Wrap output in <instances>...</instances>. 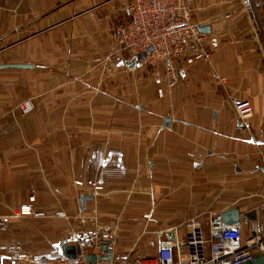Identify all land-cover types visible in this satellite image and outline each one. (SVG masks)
<instances>
[{
	"label": "crops",
	"instance_id": "0c3cea01",
	"mask_svg": "<svg viewBox=\"0 0 264 264\" xmlns=\"http://www.w3.org/2000/svg\"><path fill=\"white\" fill-rule=\"evenodd\" d=\"M127 3L0 0V64H32L0 68V247L60 253L86 225L59 211L113 228L116 256L153 255L157 231L183 239L187 220L231 208L243 239L264 237V7L193 0L219 46L158 97L117 42ZM240 99L252 114L238 130ZM30 195L46 216L17 214Z\"/></svg>",
	"mask_w": 264,
	"mask_h": 264
},
{
	"label": "built area",
	"instance_id": "2783aa9c",
	"mask_svg": "<svg viewBox=\"0 0 264 264\" xmlns=\"http://www.w3.org/2000/svg\"><path fill=\"white\" fill-rule=\"evenodd\" d=\"M253 9L256 5L264 7V0H249ZM127 20L117 33L118 44L132 55H140L148 48L145 58L139 65L154 67V82L158 97L164 95V86L177 79L178 72L186 65L196 62H208L218 48L220 40L210 32H203L205 25L194 20L193 0H128ZM20 109L26 113L32 109L30 100H24ZM234 110L241 130L245 120L252 114V105L248 99L234 103ZM82 185L81 181H75ZM101 190V186H94ZM34 195L28 197V203L22 204L17 211L21 216L44 217V212L32 207ZM70 219L64 211L55 213ZM84 228L74 229L66 242L80 248V256L74 259L63 254L56 257L29 252L17 242L0 247V264H240L264 252V237L255 229L253 235L242 238L238 224H223L219 213L210 214L207 219L194 217L185 222L187 233L183 239L178 237L177 228L157 231L159 240L153 255L124 254L111 259L87 261L85 255L93 253L103 255L102 243L114 242L113 228L97 224L87 225L89 219L75 215ZM144 218H149L145 214ZM93 217H91V221ZM164 236V237H163ZM70 242V243H69Z\"/></svg>",
	"mask_w": 264,
	"mask_h": 264
},
{
	"label": "water",
	"instance_id": "95a60500",
	"mask_svg": "<svg viewBox=\"0 0 264 264\" xmlns=\"http://www.w3.org/2000/svg\"><path fill=\"white\" fill-rule=\"evenodd\" d=\"M203 32H208L210 30V27L204 26L201 29ZM151 48H148L144 53L139 55L140 60H143L145 58L146 53L150 52ZM27 67H32V64L29 63H1L0 68H27ZM91 195H82L80 197L81 204L84 206L85 201L87 199H90ZM222 223L223 224H239L240 222V215L239 211L237 208H231L227 209L223 212L220 213ZM108 241H104L102 243V253L103 255L96 257L95 254L90 253L85 255V258L87 261H95L96 259L101 260V259H111L113 250L109 246ZM62 251L60 253L53 254V257L58 256L59 254H63L67 256L68 258L74 259L76 256H80L81 251L80 248L77 245H71L68 244L66 241L62 243L61 245ZM240 264H264V252L254 256L252 259L242 262Z\"/></svg>",
	"mask_w": 264,
	"mask_h": 264
},
{
	"label": "rangeland",
	"instance_id": "374dc122",
	"mask_svg": "<svg viewBox=\"0 0 264 264\" xmlns=\"http://www.w3.org/2000/svg\"><path fill=\"white\" fill-rule=\"evenodd\" d=\"M247 2H249V0H247ZM252 9H253V8H252ZM140 62H141V61H140ZM143 67L146 68V70H147L148 72H150V73H151V71L154 69V67H152V66L149 65V64H144ZM18 83L21 84V83H23V82H20V81H19ZM23 101H24V100H22V101H21V100L18 101V103H17V107H20V104H21ZM17 211H18V208H17L16 212H17ZM74 216H75V215H74ZM74 216H73V217L71 216V218H74ZM71 218H70V219H66V220H69V221H70V220H73V219H71ZM131 253H132V254H135V253H133V252H131ZM146 254H147V253H146ZM152 254H153V253H152Z\"/></svg>",
	"mask_w": 264,
	"mask_h": 264
}]
</instances>
